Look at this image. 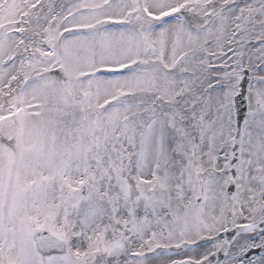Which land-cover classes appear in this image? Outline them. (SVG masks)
Listing matches in <instances>:
<instances>
[{
    "label": "snow or ice",
    "instance_id": "1",
    "mask_svg": "<svg viewBox=\"0 0 264 264\" xmlns=\"http://www.w3.org/2000/svg\"><path fill=\"white\" fill-rule=\"evenodd\" d=\"M0 264H264V0H0Z\"/></svg>",
    "mask_w": 264,
    "mask_h": 264
}]
</instances>
